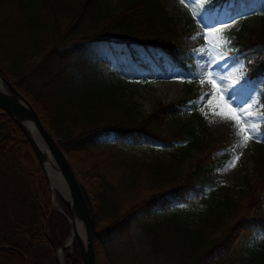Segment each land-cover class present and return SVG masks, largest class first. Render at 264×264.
<instances>
[{
  "label": "trees",
  "instance_id": "trees-1",
  "mask_svg": "<svg viewBox=\"0 0 264 264\" xmlns=\"http://www.w3.org/2000/svg\"><path fill=\"white\" fill-rule=\"evenodd\" d=\"M116 1L122 0H0V72L33 104L93 199L99 264H111L100 239L113 243L142 214L172 205L179 207L141 225L156 253L174 254L176 264H264V159L236 198L213 177L231 157L228 144L204 147L195 167L183 171L203 139L190 121L162 130L181 116L187 99L161 105L148 118L129 116L119 92L124 76L154 79L175 70L191 80L197 68L192 49L165 36L172 24L165 0ZM226 1L264 11V0ZM228 38L223 50L245 62L264 112V30ZM218 148L225 159L214 158ZM0 171L27 184L35 208L30 228L18 227L14 243L0 241V264H33L38 246L58 264L70 223L53 207L29 140L1 108ZM65 264H82L77 241Z\"/></svg>",
  "mask_w": 264,
  "mask_h": 264
},
{
  "label": "rangeland",
  "instance_id": "rangeland-1",
  "mask_svg": "<svg viewBox=\"0 0 264 264\" xmlns=\"http://www.w3.org/2000/svg\"><path fill=\"white\" fill-rule=\"evenodd\" d=\"M165 2L169 17L172 19L170 30L165 36L180 39L185 47L192 49L197 68L195 77L187 80L175 70H170L165 77L154 79L127 75L121 79L119 92L125 98L129 116L138 120L148 118L161 105L187 99L188 103L181 116L177 119H167L162 125V130L169 133L190 121L196 134L204 141L200 149L190 151L191 155L183 171L195 167L197 159L206 152L204 147L228 144L231 151L230 158L225 159V150L219 148L214 154L215 159L221 158L225 161L218 165L213 177L227 193L240 198L242 191L255 176L259 158L264 159V147L260 149V142L253 140L249 141L247 146L237 147L233 152L232 146L239 143L240 138L236 136L233 123L222 115L228 113L226 107L228 98L223 89L227 88L230 93L232 89L244 84L241 103L245 107L248 104L253 106L251 113L253 117L264 116V112L256 87L247 73L245 62L236 61L224 52L223 47L227 43L222 38L228 37V33L240 30L246 35L257 34L264 30V11L255 8L245 12L242 10V3L237 8L233 2H225V0H183V3L181 0H165ZM124 3L123 0L116 1L115 5L123 6ZM201 21L206 22L207 26ZM224 23H231L232 26L224 29ZM206 70L224 77V80H217L216 87H213L209 80L214 77L210 74L203 83H200L198 76ZM198 100L199 104H197ZM229 106L238 108L235 104ZM197 115L202 118V123ZM243 127H245L243 123L238 125V128ZM237 154L240 158L235 161V167H231L233 157ZM30 192L27 184L25 185L18 178L8 180L0 171V241L7 239L14 243L18 227L28 229L32 226L35 208ZM58 197L60 198V195ZM58 197L56 199L58 206L56 201L54 205L60 208ZM91 200L93 207V199ZM178 207L172 205L167 211L153 210L150 214H142L130 230L113 243L105 244L106 238L100 239L99 251L104 253L111 264H176L178 261L174 254L160 255L154 251L150 236L144 232L141 225L162 219L165 213ZM94 211L99 224L100 217L95 209ZM259 239L264 242V235ZM73 250L74 248H71L64 253L65 260L66 256L73 254ZM33 264H55V261L47 247L38 246Z\"/></svg>",
  "mask_w": 264,
  "mask_h": 264
},
{
  "label": "water",
  "instance_id": "water-1",
  "mask_svg": "<svg viewBox=\"0 0 264 264\" xmlns=\"http://www.w3.org/2000/svg\"><path fill=\"white\" fill-rule=\"evenodd\" d=\"M0 108L11 116L28 138L47 178L50 190L52 188L47 170L59 172L69 188V198L60 196L67 206L69 214L54 205L52 193L54 208L66 216L71 226L70 237L57 250L58 264H65V258L62 259L61 254L73 248L76 241L79 244L82 264H99L96 248L98 219L91 206V197L67 153L49 132L33 104L1 72Z\"/></svg>",
  "mask_w": 264,
  "mask_h": 264
},
{
  "label": "snow or ice",
  "instance_id": "snow-or-ice-1",
  "mask_svg": "<svg viewBox=\"0 0 264 264\" xmlns=\"http://www.w3.org/2000/svg\"><path fill=\"white\" fill-rule=\"evenodd\" d=\"M181 3H183V0H181ZM201 23H204L205 26H207L206 22L201 21ZM232 26L231 23H224L223 27L224 29H228ZM214 31H220V29H214ZM224 42L230 43V38L228 37H223L222 38ZM213 75L214 79L209 80V83L213 86L216 87V81L220 80L223 81L224 77H221L219 75H216L215 73H212L211 70H206L202 74L198 76V80L200 83H203L205 79L208 78L209 75ZM184 82V81H182ZM247 82H245L246 84ZM245 85L242 84L238 88L232 89V91L229 93L228 89L225 88L223 91L227 94L228 98V104L226 107L228 108V113H222L224 118L226 120H229L233 123V128L236 130V136L240 138L239 143L234 144L232 146L233 152L237 147L241 146H247V143L249 141H255V142H262L264 141V133L260 131L261 125H264V116L261 117H253L251 115L253 111V106L251 104H248L247 107L244 106L243 103H241V97L242 93L244 90ZM223 99V97H221ZM197 104H199V100L197 101ZM237 105V107H230L229 105ZM243 123L245 127L243 128H238V125ZM239 155H235L233 157V162L231 167H235V161L239 160Z\"/></svg>",
  "mask_w": 264,
  "mask_h": 264
},
{
  "label": "bare ground",
  "instance_id": "bare-ground-1",
  "mask_svg": "<svg viewBox=\"0 0 264 264\" xmlns=\"http://www.w3.org/2000/svg\"><path fill=\"white\" fill-rule=\"evenodd\" d=\"M43 121V120H42ZM45 124V123H44ZM28 139V138H27ZM68 156V155H67ZM69 157V156H68ZM52 159V158H51ZM70 159V158H69ZM71 161V159H70ZM72 162V161H71ZM40 164V163H39ZM75 168V167H74ZM76 170V169H75ZM47 175H48V180L50 182V186H51V191L54 195V202L56 201V205L58 206V203L56 200L57 197L60 195V196H63L64 198H69V188L66 184V182L64 181L63 177L60 175L59 172L57 171H50V170H47ZM79 175V174H78ZM80 177V176H79ZM83 183V182H82ZM59 193V194H57ZM56 206V207H57ZM92 206V205H91ZM61 208V206H60ZM96 248H97V245H96ZM64 253L61 254V258L63 259L64 258Z\"/></svg>",
  "mask_w": 264,
  "mask_h": 264
}]
</instances>
